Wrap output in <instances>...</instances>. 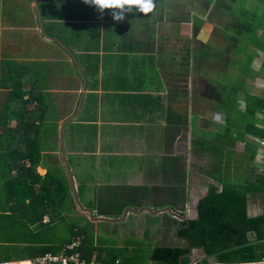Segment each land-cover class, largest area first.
I'll list each match as a JSON object with an SVG mask.
<instances>
[{"label": "crops", "instance_id": "0c3cea01", "mask_svg": "<svg viewBox=\"0 0 264 264\" xmlns=\"http://www.w3.org/2000/svg\"><path fill=\"white\" fill-rule=\"evenodd\" d=\"M2 1L0 245L15 248L0 255V262L14 255L20 258L11 262L33 261L21 259L34 255L38 259L46 248L72 241V232L70 238L55 241L49 234L58 219L69 214L62 209L65 205L76 219L70 227L93 226L98 249V243L112 246L100 243L104 234L117 240V249L131 236L155 246L173 242L174 231L165 232L166 219L181 220L169 213L128 212L116 232L115 223L99 218L120 219L128 208L168 207L188 221L196 219L198 201L213 183L208 175L214 150L224 155L230 176L235 175L233 161L249 166L253 176L256 171L264 176V149L258 144L264 134L260 117L264 105L261 108L256 101L264 104V46L255 48L251 71L240 79L227 77L228 68L220 62L224 57L212 62L214 71L211 62L200 69L193 65L189 94L181 97L186 82L179 78L180 36L192 40L194 35L180 32V25L166 17L162 20L166 12L159 0L148 15L126 9L123 22H116L111 10L101 14L82 0H48L40 10L45 32L70 50L42 32L37 13L41 0H27L31 9L24 14L13 5L4 14ZM248 2L250 11L264 6L261 0ZM214 23L219 25L217 19ZM215 24L198 28L196 41L218 44ZM193 27L191 22L181 29ZM203 79L230 91L221 87L220 99L219 92L210 97L211 91L201 98L194 92L197 80ZM235 87L238 92L232 94ZM83 95L80 116L65 128V158L61 127L77 114ZM196 139L201 141L202 154L192 146ZM66 159L79 200L95 212V220L77 205ZM248 214H264V195L249 199ZM106 227L112 228L110 232Z\"/></svg>", "mask_w": 264, "mask_h": 264}, {"label": "trees", "instance_id": "16d2710c", "mask_svg": "<svg viewBox=\"0 0 264 264\" xmlns=\"http://www.w3.org/2000/svg\"><path fill=\"white\" fill-rule=\"evenodd\" d=\"M47 1L41 4L40 10H43ZM2 2L4 4V14H7L6 8L14 4V9L21 11L20 0H4ZM153 2L154 5L158 4V0H153ZM239 2L240 0H159V5L161 4V9L167 13V15L165 13L162 16V20L166 17V21L178 23L180 25V32L184 24L192 22L196 29H201L205 23L215 24L214 20L217 19L219 28L232 26L233 29L238 30V34H241L243 31L250 32L252 30L247 29L243 23L237 22V20L244 19L246 23L253 22L254 20L250 18L246 19V15L244 16L245 13H243L242 9L237 10V6H240ZM209 11L210 14L207 15ZM205 16H207L206 22L203 20ZM223 21L226 23L223 24ZM233 23L235 25H232ZM230 41L233 43V47H235L236 37L234 35L230 37ZM180 46L181 71L179 78L180 82H186V89L184 87L181 88L180 96L183 97L184 94L186 96L189 94L187 85L189 74L193 72V65L196 69H200L202 66H207V62H211L212 64L213 60L225 57V55H223L224 52H217V47L211 44H200V42L196 41L195 37L190 40L186 36H180ZM227 51H230L229 47ZM232 52L238 55V51ZM228 55L229 58L220 61L227 68L231 63L230 59H232V54ZM241 56L237 58V62H241L242 66L243 61L244 64L247 62L246 67L248 71L245 73L247 74L251 71L253 57L250 54H246V51ZM233 59L235 60L236 58ZM233 69L241 72L240 68L234 67ZM197 84L198 87L195 89V94L201 98L208 97V91H211L210 97L214 96V93L219 92V87L207 79L197 80ZM223 88L230 91L226 87ZM231 89L232 94L238 92L237 87ZM218 97L220 99V92ZM256 101L262 108L263 102L257 99ZM41 110L38 109L37 112ZM192 146L197 154L204 152L202 151L200 140L196 139L192 143ZM211 154L213 169L209 173L208 178H211L213 183L209 186L206 196L198 201L197 218L185 223L171 217H166L165 232L169 234L174 231L173 236L170 238L173 242L155 246L149 251V264H192V262H197L198 264H242L264 261V214L256 217L249 216L248 214L249 199L257 194L264 195V176L257 171L253 173L255 175L253 176L249 166H246V171L237 167L236 169L245 172V177H239V180L237 177L238 181L236 182L227 181L226 178L229 177L230 173L225 168L227 162L223 157L224 155L217 150L212 151ZM234 172H237V170H234ZM219 186H221L220 190ZM62 187L63 189L65 188L66 195L68 196V186L63 182ZM67 196L64 197L66 198L64 199L65 201H67ZM75 231L73 227L72 238L74 234L76 235ZM182 239L187 240L192 249L200 250L203 257L197 260L194 257L183 258L180 263L179 259L189 252L186 243L180 241ZM63 247L46 248L39 256L46 255L47 253L57 255ZM128 250L121 248L97 249L95 246L89 245L86 236L80 248L81 255L86 259L87 264H92L91 262L95 255L97 257L94 264H114L116 260H119L120 264H129L135 260L127 256L126 251L128 252ZM35 259H37L36 255L26 256L21 261ZM4 261L10 260L6 259Z\"/></svg>", "mask_w": 264, "mask_h": 264}, {"label": "rangeland", "instance_id": "374dc122", "mask_svg": "<svg viewBox=\"0 0 264 264\" xmlns=\"http://www.w3.org/2000/svg\"><path fill=\"white\" fill-rule=\"evenodd\" d=\"M50 1V0H49ZM57 1V0H56ZM263 2L264 5V0H261ZM21 2V14H24L27 10H29L31 3H29L27 0H20ZM248 0H240L239 5L237 6V10H241L243 11L244 16L246 15V19L250 18L252 20H255L253 22H249L246 23L244 21V19H238L237 22L243 23L247 29H250L252 31L248 32V31H243L241 34H238V30L236 31L235 29L232 28V26L230 27H221L219 25L217 26V30L218 33H220V41L218 44H215V47H217V52H224L223 55H225V57L223 58V60H225L226 58H229L228 54H235L232 51H238V55H242L244 54V51H246V54H250L252 55L253 58H255L256 53H257V49H259L260 47L258 46H264L263 42H264V32H261L260 29L262 31H264V6L263 7H256L254 6V10L255 11H250L248 10ZM250 4V3H249ZM15 6V4L13 5V7ZM27 7V8H25ZM31 9V8H30ZM6 10H8V8H6ZM0 12H1V8H0ZM257 15V16H255ZM240 17V16H238ZM0 18H1V13H0ZM16 21L18 22V19H16ZM232 25H235L234 23ZM252 25V26H251ZM57 28L60 29V31L62 32H66L63 30L62 26L56 25ZM185 34H189V35H194L195 38H197L196 36L200 33V31L196 28L193 27V29L189 30H183L181 29ZM192 30V31H190ZM182 32V33H183ZM205 32H203L204 35ZM59 35V34H57ZM233 35L236 37V42H235V47H233V43L230 41V37H233ZM7 46V45H6ZM230 49V51L228 52L227 49ZM255 48H257L255 50ZM247 59V58H245ZM231 63L228 65V69H227V73H225L227 75V77L231 80H236V79H240V76L245 74L248 69H247V62L244 64L243 61V66L241 64V62H237V59H230ZM212 61V60H211ZM212 62H216V60H213ZM210 63L207 62V65H209ZM80 66V65H79ZM213 69L212 71H214L217 67L214 68V65H212ZM240 68L241 72L238 70H234L233 68ZM81 68V66H80ZM82 69V68H81ZM83 71V69H82ZM236 72H238V75L236 74ZM223 74V76L225 77L226 75ZM196 87H198V84H196ZM222 87V86H221ZM219 88V91H222V88ZM197 89V88H196ZM194 91V90H193ZM195 93V92H194ZM264 131V130H263ZM262 138H264V134L262 136ZM259 144V143H258ZM232 166H235V169L233 168V176L229 177H225L227 181H233L235 180L237 177H244L245 172H242L240 169H236L237 167L242 168L246 171V167H244L243 163H237L236 161H233V164H231ZM243 166V167H242ZM234 170H237V172H234ZM62 209H66L67 212L69 214H67L64 219H58L57 225L58 226H54L53 225V230L49 233L50 234V239L52 241H55L57 239H65L70 238L71 236V232H72V228L70 227L72 222H75L76 219L72 217V215L69 212V207L68 206H63ZM149 217H148V221H149ZM155 220V219H154ZM153 220V221H154ZM156 221V220H155ZM79 222H83V221H79ZM78 222V223H79ZM120 223H115V226L113 228L114 232H116V230L118 229V225ZM78 229H75V232H80V234H82L84 236L87 237V240L89 242L90 246H95L97 245L96 243V238H95V232H94V228L92 225H82V223L78 224ZM103 227L101 226V233H103ZM69 229H71V231H69ZM110 227H106V231H109ZM110 232V231H109ZM75 236V234H74ZM106 234L102 235L101 238L99 239L101 244H105V243H109L111 242L112 246L110 247H106V246H102L98 243L99 248L104 247V249H117V240L113 239V237L107 236ZM0 241L1 240L0 238ZM1 243V242H0ZM116 245V246H114ZM154 244L150 243L148 241V239H142V240H138L135 237L131 236V237H127L124 240V246L121 247V249L123 250H128V252L126 251V254L129 258H132L135 261L130 262L129 264H149V260H148V252L151 251L154 248ZM97 248V246H95ZM14 249L15 246L12 245H6V244H1L0 245V255H4L5 253H7V251ZM98 249V248H97ZM120 249V248H119ZM2 250V251H1ZM193 252L194 253V259H201L203 257V255L201 254L200 250L194 249ZM60 253H58L57 255H59ZM13 258H8V260L14 261L16 259H19L20 257H16L15 255L12 256ZM97 256H95L93 258L92 264H94V260ZM0 260H2V258H0ZM6 260V259H3Z\"/></svg>", "mask_w": 264, "mask_h": 264}, {"label": "water", "instance_id": "95a60500", "mask_svg": "<svg viewBox=\"0 0 264 264\" xmlns=\"http://www.w3.org/2000/svg\"><path fill=\"white\" fill-rule=\"evenodd\" d=\"M44 1H45V0H41V1L37 4V13H38V16H39V20H40V22H41L42 32L44 33L45 37H47L48 39H50V40H52V41H56V42H58L60 45H62L65 49L70 50V49L67 48V46H66L65 44H62L58 39H56V38H54V37H50V36L45 32L44 24H43V19H42V15H41V11H40V5H41ZM77 67H78V69H79V71H80V73H81L82 79L85 81V84H86V76H85V74L83 73V71H82V69L80 68L79 64L77 65ZM84 97H85V95H83L82 98H81V101H80V104H79V107H78L77 114H76V115H73V116H71V117H69V118H68V119L62 124V127H61V145H62V149H63L64 157H65V158H66V154H67V152H66V146H65V128H66V126H67L68 123L72 122L73 120L77 119V118L80 116V113H81V111H82L83 104H84ZM66 164H67V166H68V168H69V173H70V176H71V179H72V183H73V187H74V193H75V198H76V201H77V205L79 206V208H80L82 211L89 213V214L91 215V218L95 220V212H93L92 210L86 209V208L81 204V202H80V200H79V197H78V195H77V193H76V191H75V189H76V187H75L76 182H75V179H74V174L72 173V170H71V168H70V166H69V163H68L67 159H66ZM143 211H147V212H149V213H152L153 215H157V214H159V213H169V214H171V215H174V216H175L176 218H178L179 220H181V221H183V222H185V223H188V220H187L185 217H183V216H181V215H178V214H176V213H173V212L171 211V209L168 208V207L162 208V209L159 210V211H152L151 209H148V208H144V209H140V210H138V211H134V210L128 208V209H126V210L123 212V215H122V217H121L120 219H107V218H105V217H103V218H99V219L102 220V221H104V222H109V223H120V222H123V221L125 220V218H126L128 212H135V213H138V212H139V213H140V212H143ZM99 219L97 218V220H99ZM180 241L186 243V245H187V247H188V250H189L188 254L184 255L183 257H181V258L179 259V262L181 263L183 258L190 257V255L193 253V250H194V249H192V248L190 247V245H189V243H188L187 240L182 239V240H180ZM212 264H223V263H212ZM242 264H259V262H255V263H242Z\"/></svg>", "mask_w": 264, "mask_h": 264}, {"label": "built area", "instance_id": "2783aa9c", "mask_svg": "<svg viewBox=\"0 0 264 264\" xmlns=\"http://www.w3.org/2000/svg\"><path fill=\"white\" fill-rule=\"evenodd\" d=\"M260 117L264 121V110L260 114ZM258 143L259 146L264 149V138L259 139ZM83 241L84 236L77 232L72 241L63 247L62 252L59 255L46 254L29 262L1 261L0 264H87L86 259L82 257L80 252ZM114 264H120L119 260H116ZM192 264L198 263L192 262Z\"/></svg>", "mask_w": 264, "mask_h": 264}, {"label": "clouds", "instance_id": "9594fccd", "mask_svg": "<svg viewBox=\"0 0 264 264\" xmlns=\"http://www.w3.org/2000/svg\"><path fill=\"white\" fill-rule=\"evenodd\" d=\"M82 2L94 7L101 14L111 10L112 18L116 22L124 21L126 9L137 8L140 13L148 15L155 8L153 0H82ZM259 264H264V261H260Z\"/></svg>", "mask_w": 264, "mask_h": 264}, {"label": "flooded vegetation", "instance_id": "af4514ba", "mask_svg": "<svg viewBox=\"0 0 264 264\" xmlns=\"http://www.w3.org/2000/svg\"><path fill=\"white\" fill-rule=\"evenodd\" d=\"M193 252H195V251H193ZM190 257H194V253H192V254L190 255Z\"/></svg>", "mask_w": 264, "mask_h": 264}]
</instances>
